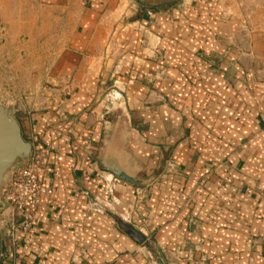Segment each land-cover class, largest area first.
Masks as SVG:
<instances>
[{
    "label": "crops",
    "instance_id": "crops-1",
    "mask_svg": "<svg viewBox=\"0 0 264 264\" xmlns=\"http://www.w3.org/2000/svg\"><path fill=\"white\" fill-rule=\"evenodd\" d=\"M0 101L53 189L0 264H264V0H0Z\"/></svg>",
    "mask_w": 264,
    "mask_h": 264
},
{
    "label": "built area",
    "instance_id": "built-area-1",
    "mask_svg": "<svg viewBox=\"0 0 264 264\" xmlns=\"http://www.w3.org/2000/svg\"><path fill=\"white\" fill-rule=\"evenodd\" d=\"M50 160L44 152L31 153L26 162L4 181L0 191V229L12 245L34 231V221L41 207V198L52 195L44 177Z\"/></svg>",
    "mask_w": 264,
    "mask_h": 264
},
{
    "label": "water",
    "instance_id": "water-1",
    "mask_svg": "<svg viewBox=\"0 0 264 264\" xmlns=\"http://www.w3.org/2000/svg\"><path fill=\"white\" fill-rule=\"evenodd\" d=\"M32 153V144L26 141L22 135L21 127L16 120L13 110L4 102H0V191L10 170L17 164L25 162ZM120 179L133 182L123 173L113 171ZM129 235L141 243L145 237L134 229L128 230ZM0 256H1V234H0ZM162 264L165 262L160 259Z\"/></svg>",
    "mask_w": 264,
    "mask_h": 264
},
{
    "label": "rangeland",
    "instance_id": "rangeland-1",
    "mask_svg": "<svg viewBox=\"0 0 264 264\" xmlns=\"http://www.w3.org/2000/svg\"><path fill=\"white\" fill-rule=\"evenodd\" d=\"M1 102V101H0ZM22 130V129H21ZM26 162V161H25ZM25 162H22V163H17L9 172L8 176L17 168L21 167ZM7 176V177H8ZM7 179V178H6Z\"/></svg>",
    "mask_w": 264,
    "mask_h": 264
}]
</instances>
